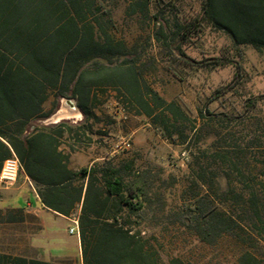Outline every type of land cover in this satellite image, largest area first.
<instances>
[{
    "label": "trees",
    "instance_id": "obj_1",
    "mask_svg": "<svg viewBox=\"0 0 264 264\" xmlns=\"http://www.w3.org/2000/svg\"><path fill=\"white\" fill-rule=\"evenodd\" d=\"M137 6L142 14L149 9L143 3ZM202 14L235 46H251L264 54V0H202ZM114 30L101 0H0V169L15 155L21 172L36 187L44 186L40 196L50 209H57L53 192L68 162L59 152L61 141L68 135L86 145L91 141L87 134L102 133L96 132L97 126H113L115 120L105 114L111 103L128 116L146 117L167 138L177 135L183 144L187 142L188 136L179 127L191 123L187 113L149 84L147 63L137 46L117 38ZM156 37L158 41L165 38L162 32ZM63 100L76 103L84 124L77 128L66 121L37 124L56 113ZM134 167L133 162L105 159L68 175L69 187L74 179H88L85 190L83 186L65 188L62 202L70 206L58 208L69 214L74 202L81 204V264H186L179 259L164 260L155 236L133 231L132 219L142 213V219L153 217L158 203L144 174L132 179ZM256 197L251 191L247 200L236 196L239 222L204 206L202 200L192 229L201 241L212 244L234 227L245 229L248 219L261 224L256 234L264 241L263 206ZM6 220L24 222V210L8 211ZM0 264L75 263L0 252ZM238 264L264 262L243 250Z\"/></svg>",
    "mask_w": 264,
    "mask_h": 264
},
{
    "label": "rangeland",
    "instance_id": "obj_2",
    "mask_svg": "<svg viewBox=\"0 0 264 264\" xmlns=\"http://www.w3.org/2000/svg\"><path fill=\"white\" fill-rule=\"evenodd\" d=\"M101 2L115 26L113 34L136 45L147 63L149 84L165 100L180 105L191 120L179 126L188 136L183 144L177 135L167 138L146 117L128 116L111 103L105 114L116 123L95 128L102 135L92 134L99 146L93 155L133 162L132 179L141 173L153 185L158 200L155 214L134 217L133 231L155 236L166 261L238 264L240 253L248 250L264 262V241L256 234L261 224L246 217L245 229L234 227L212 244L201 241L192 229L202 200L204 206L239 222L236 196L247 200L251 191L257 193L264 215V54L251 46H235L226 34L214 30L202 17V0ZM138 3L147 4L148 11L142 14ZM158 32L165 38L158 41ZM67 101L37 124L66 121L76 128L84 124L76 105L70 114ZM63 112L66 116L53 120ZM119 132L121 150L116 149ZM27 195L29 187L23 186L17 197L21 206ZM19 229L23 231L22 227L0 231V252L30 255L31 251L13 245ZM78 238L63 230L59 242L64 248L49 249L46 259L69 256L81 264Z\"/></svg>",
    "mask_w": 264,
    "mask_h": 264
},
{
    "label": "crops",
    "instance_id": "obj_3",
    "mask_svg": "<svg viewBox=\"0 0 264 264\" xmlns=\"http://www.w3.org/2000/svg\"><path fill=\"white\" fill-rule=\"evenodd\" d=\"M67 103H71L72 108L76 105L74 101H67ZM117 135L120 139V143L116 146V149L121 150L123 134L122 132H119ZM87 136L91 141L86 145L77 144L74 139H71L68 135H65L64 139L61 141L59 152L68 158V162L65 163L66 168L64 175L57 178L59 185L55 187L53 192L56 195L54 203L57 209H50L44 204L40 196V190L41 192H44V186L36 187L34 181H32L24 172H20L19 180L14 185L8 187L0 186V231L6 230L7 232L12 231L14 227H23V231L20 229L15 231L17 241L13 243V245L31 251L30 255L27 253L25 255H13L24 256L29 259H37L45 262H57L64 259H71L69 256H58L50 257V261H48L46 256L49 249L58 250L64 248L59 242V239L62 238L63 230L69 233L70 228L73 227L74 221L79 220L81 204L78 202H74L69 214L58 210L65 208L68 209L70 206L65 205L62 202V197L65 196V188L79 189L83 186L85 190L88 184V179L85 181L74 179L71 187H69L68 184L70 181H67L68 175L75 174L82 168L90 169L95 163L107 159L106 157H98L97 155L92 154V152L99 146L96 143L95 135L87 134ZM23 186L29 187V195L24 197L23 206H21L18 203L17 197ZM69 201L72 203L74 199L72 198ZM17 209L24 210V222L7 221L6 218L8 211ZM78 246L80 251L79 238ZM33 252L35 253L34 255Z\"/></svg>",
    "mask_w": 264,
    "mask_h": 264
},
{
    "label": "built area",
    "instance_id": "obj_4",
    "mask_svg": "<svg viewBox=\"0 0 264 264\" xmlns=\"http://www.w3.org/2000/svg\"><path fill=\"white\" fill-rule=\"evenodd\" d=\"M129 146H130L129 144L125 145V147H129ZM21 169L22 167L20 161L15 155L7 158L3 162L0 171V186L8 187L14 185L18 180ZM69 233L71 235L77 234L79 236V227L77 220L74 221L73 227L70 228Z\"/></svg>",
    "mask_w": 264,
    "mask_h": 264
},
{
    "label": "bare ground",
    "instance_id": "obj_5",
    "mask_svg": "<svg viewBox=\"0 0 264 264\" xmlns=\"http://www.w3.org/2000/svg\"><path fill=\"white\" fill-rule=\"evenodd\" d=\"M68 104H69V105H68ZM68 104H66V106H69V107H68V111L70 112V114H73V111H74L73 109H74V107L72 108L71 103H68ZM71 109H72V110H71ZM65 113H66V112L59 113L56 117L53 118V120H55V121H56V120H57V121L60 120L61 118H63L64 116H66ZM77 115H78L79 117H81V113H78Z\"/></svg>",
    "mask_w": 264,
    "mask_h": 264
}]
</instances>
